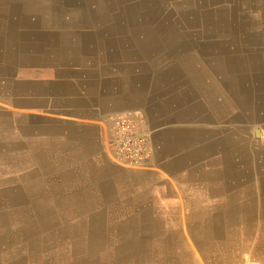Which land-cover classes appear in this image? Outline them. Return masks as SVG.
<instances>
[{
  "label": "crops",
  "instance_id": "crops-1",
  "mask_svg": "<svg viewBox=\"0 0 264 264\" xmlns=\"http://www.w3.org/2000/svg\"><path fill=\"white\" fill-rule=\"evenodd\" d=\"M252 1L236 9L262 17L261 39L241 47L254 51L232 55L231 80L216 72L200 84L153 74L164 66L153 45L92 47L96 57H71L76 68L23 56L11 36L18 7L0 16L12 41L0 42V264H198L220 250L222 264H264V73L254 69L264 72V0ZM212 80L231 96L228 121L202 108L191 121L196 86ZM224 103L215 96L218 111ZM116 114L149 133L145 168L106 155Z\"/></svg>",
  "mask_w": 264,
  "mask_h": 264
},
{
  "label": "rangeland",
  "instance_id": "rangeland-1",
  "mask_svg": "<svg viewBox=\"0 0 264 264\" xmlns=\"http://www.w3.org/2000/svg\"><path fill=\"white\" fill-rule=\"evenodd\" d=\"M119 1L118 0H108L107 2L109 4L111 3L113 7H109V6L104 7L105 5L104 3H106V1L104 2L102 0H65L64 5H63L64 7L70 8V7H77L78 5H79L78 8L81 7V10H83V14L80 16L81 18H78L79 20H76V21L72 19H68L65 25H60L59 21L64 20L65 17H68V16H66L63 13L61 14L60 11H54V13L58 15L57 16L58 18L55 19L51 23V26H48L46 28L53 27L54 32H56L58 28H63L61 31V37H63L64 39H70L73 42H75L76 40H79L81 36L83 38H86L87 40L84 42V46H89V47H87L88 49L83 48V52H87L89 50L91 51L93 49L92 47H99L102 52L104 51L109 52L110 50H112V48L118 47V46H121V48L129 49L131 48V46L128 44L130 43V40H133V39L137 40V45L156 46L155 51L157 52L158 58H155V59L158 62H160V64L164 65V66L158 67V69L156 70L158 72H161V70L164 69L163 71L171 73L167 71L168 69L167 67H169L168 65H171L173 58H182V57L195 54L193 58L198 59V58L204 57L205 59H207V63L205 62V65L208 66L210 72L214 74L216 72H219V73L223 72L222 74L226 76L225 78H228L230 80L231 78H233L232 73L234 69L236 70V67H232L230 65V63H233L232 55L234 53H242V52L246 53L247 51L253 52L254 50L241 49V47L243 45H246L247 41L255 42V40L258 39V36L260 37L262 35L261 33H258L254 29L257 25L259 26V24H261L262 17L255 16V20L251 27L242 26L239 24L237 13H236L238 11L235 8L238 0H147L148 4H146L147 6L146 8L149 11H148V14H145V15L148 16V19H151L153 24L156 23L157 21L161 23L165 19L166 22H168L172 26L171 31H170V28L169 29L167 28L166 30L158 31L157 33L150 32V31L144 32V31L138 30L137 27L135 26L137 24L135 22H143L144 20L142 13L137 9L136 0H119ZM51 2L56 3V0H51ZM94 2L97 5L103 6L101 7L103 8V10L101 8L97 9V7L93 8ZM38 3L40 6V2ZM38 3L33 4V2H30V5L38 6ZM240 3L243 4L244 8L247 7V4L245 3V1H242ZM17 4L19 6H18V10L15 13V17L13 19V30L12 31H18L21 28V31L28 33V36L23 37V38H21L22 37L21 36L19 38L15 34H12L11 36L16 38L13 41L17 42L15 45H18L20 43L23 44V46L25 47L23 49V56H26V57L38 56V55H33L32 53H39V50L33 51L30 48V52H28L29 50L28 47H29L30 42L36 40L37 38L46 39L44 35H38V32L43 33L46 28H42V29L32 28L34 24L29 23V19L26 18V16L33 18L32 15L36 17L46 16V15L42 14L40 11H36V9L38 8L31 10L32 14L31 12L24 13L21 9L23 7L22 1L17 0ZM126 7L127 9L129 8L128 10L129 17H133L134 22L131 23L132 25H127L128 20H124V18L122 17V13L120 9H126ZM107 8L111 9L112 13L117 11L116 13L119 16H113L111 18H106L105 21L101 23L98 22L97 23L98 25L96 26L95 25V21H96L95 15L99 16L98 14L103 11L104 13H106V15L104 16H108L109 12H107L108 11ZM170 10L171 12L167 13ZM216 12L220 16V20H221L220 22L221 27H218L219 33L214 31L216 29V26H215L216 17H217ZM74 16H79V15L74 14ZM166 16H168V18ZM247 17L250 18L251 15H248ZM86 19L88 20L87 22H86ZM6 24L7 23L5 22L1 24L2 26L0 27V35L4 37L3 39L4 43H8V42L12 43V41L9 39L10 33H7V32H10L11 28L8 30V28L5 26ZM83 24H85L83 28L78 29V25L82 27ZM28 27L30 29H28ZM6 33H7V36H6L7 39L5 37ZM126 33L129 36H127ZM31 34L34 35L35 37H33ZM95 34L101 35L100 37L104 38L103 41H101L102 45L101 44L100 46L94 45V42L97 40L95 38L96 37ZM139 34L145 37L144 38L139 37ZM90 35H92V37L95 38L94 41H92V38H88V36ZM150 35L152 37H150ZM215 36H218V38H215ZM159 37L164 38L163 40H165V42L161 39H158ZM108 39H111L112 41ZM138 40L139 41L141 40V42L139 43ZM175 41L178 43H176ZM55 43L56 42L51 41L50 45L48 46L45 52V55L47 57H50L49 52L52 50L51 47H53ZM123 44L125 45L123 46ZM103 45L105 47H103ZM31 47L34 48L32 45ZM163 50H166V51H163ZM68 67L76 68L77 65L71 64ZM260 68L262 70L263 67H260ZM174 72L175 70L173 71V73ZM163 73H160L159 75ZM176 73L177 72H175V74ZM180 74H183V73H180ZM248 75L247 74L242 75V79L247 78ZM195 78L197 80L198 77H195ZM187 79H189L191 82L193 78L192 77L189 78L187 75ZM230 80L223 81V82L224 84L226 83L227 85H229L231 83ZM191 83H195V79H193V82ZM197 92L199 91H196L195 105H192L191 107L195 109L196 111L202 107L201 104H199L200 102H198V100L201 98ZM214 116L215 114L213 116H210L211 119H214ZM225 116L226 114H224V117L222 120L224 122H227L228 114L226 117ZM200 118L202 119L203 117L201 115H197L196 113L193 117L190 118V120L196 122ZM263 230H264V227H263ZM194 252L197 253V251H194ZM221 255H223V252H221L220 250V253L216 255H210L208 257L196 255L194 256V258L198 264H222V259L224 258ZM248 260H247V263L252 262L250 264H257V261H258L257 258L256 259L250 258V261ZM227 264H231V263L229 262ZM238 264H243V262L240 261L238 262Z\"/></svg>",
  "mask_w": 264,
  "mask_h": 264
},
{
  "label": "bare ground",
  "instance_id": "bare-ground-1",
  "mask_svg": "<svg viewBox=\"0 0 264 264\" xmlns=\"http://www.w3.org/2000/svg\"><path fill=\"white\" fill-rule=\"evenodd\" d=\"M19 1H22V11L25 13V12H31V10L35 9V8H38L36 9V11H40L42 14H45L46 16H39V17H36L34 15L33 18H30V17H27L29 19V23L31 24H34L32 26V28L34 29H42V28H46L48 26H51V23L57 19L58 15L54 13V11H60V13L62 14H65L66 16L68 17H65L64 20H61L59 21L60 25H65L66 21L68 19H72L74 21L76 20H79L78 18H81L80 16L83 14V10H81V7L78 8L77 7H64V1L65 0H56V3H52L51 0H19ZM102 1H106V3H104V7H113V5L110 3H108L107 1L108 0H102ZM119 1V0H118ZM137 2V9L142 13L143 15V22H135L137 23L135 26L137 27L138 30H141V31H150V32H155L157 33L158 31H163V30H166L167 28L169 29L170 28V31L172 30V26L166 22V20L164 19V21H162L161 23H159L158 21L156 23H152V20L151 19H148V16H146L145 14H148V9L146 8V4H148V1L147 0H136ZM242 1H245V3L247 4V7H254V2L252 0H238V2L236 3V7L237 8V5L242 2ZM30 2H33V4L35 3H38L40 2V6H39V3H38V6H33V5H30ZM54 2V1H53ZM120 2V1H119ZM155 2V1H154ZM100 3V2H99ZM74 5V4H72ZM124 5V3H123ZM18 7L19 5L17 4V0H0V16L2 17L3 15H5L6 12H9L8 10L11 9L10 7ZM94 7H97L98 8H101L103 6H100V5H97L95 2H94V5H93V8ZM246 7V9H248ZM15 8V7H14ZM83 9V8H82ZM103 10V8H101ZM106 9V8H105ZM109 12L108 16H104L106 15V13H104L103 11L100 12L97 16H96V21H95V25L97 26L98 22H103L106 20V18H111L113 16H119L116 12L112 13L111 12V9L107 8ZM13 10V8H12ZM18 10V8H16L15 10V13L16 11ZM121 10V13H122V17L124 18V20H128L127 22V25H132L131 23L134 22L133 20V17H129V14H128V10L129 8L127 9H120ZM237 10V9H236ZM14 11V10H13ZM250 11V10H249ZM11 12V11H10ZM147 12V13H145ZM170 11H168L167 13H170ZM34 13V12H33ZM237 13V17H238V21H239V24L242 25V26H247V27H251L253 25V22L255 20V16H251L250 18H248L247 16L248 15H243V14H239L238 12ZM11 14V13H10ZM32 14V12H31ZM74 14H78L79 16H74ZM48 15V16H47ZM169 16V15H168ZM168 16H166L168 18ZM216 29L214 30L215 32L219 33L218 32V27H221L220 26V16L217 14L216 12ZM1 17H0V27L2 26L1 24L4 23V21L1 20ZM101 17V18H100ZM88 18V17H87ZM6 20V19H5ZM88 20L86 19V22ZM259 24V23H257ZM85 24L81 26L78 25V29H82L83 26ZM254 28V27H252ZM28 29H30L28 27ZM63 28H58L56 32L53 31V27H49V28H46L44 30V32H38V35H44L46 37V39L44 38H37L36 40L34 41H31L30 44H29V47L33 50V51H37L39 50V53L40 55H38L39 57L41 56V59H44L42 57V55H45V52L48 48V46L50 45L51 41H54L56 42L53 47H51V51L49 52V55L50 57L52 58V60L55 62V61H58V62H63V64L65 66H69L71 64V61H73V59H78L76 57H93L91 56L92 54H87L86 52H83V48L85 49H88L86 46H84V42L87 40L86 38H80L79 40H76L75 42H73L72 40L70 39H64L63 37H61V31H62ZM249 29V28H248ZM247 29V30H248ZM11 30V29H10ZM95 30V29H94ZM254 31V30H253ZM9 33V32H7ZM140 33V32H139ZM12 34H15L17 37H21L22 36V31H21V28L18 30V31H12L11 32V35ZM173 34V33H172ZM53 35V36H52ZM96 35V41L94 42V45L95 46H100V44L102 45L101 41H103L104 38L100 37L101 35ZM127 36H129L127 33H126ZM110 37V36H109ZM139 37H142L144 38L143 36H141L139 34ZM150 37H152L150 35ZM171 37V36H170ZM218 37V36H217ZM250 37V35H249ZM4 37H2L0 35V42H3L4 43ZM155 39V38H154ZM158 39H161L163 40L164 38H158ZM179 39V38H178ZM108 40H111V39H108ZM115 40V39H114ZM112 41V40H111ZM151 41V40H150ZM165 42V40H163ZM172 41V40H171ZM215 41V40H214ZM138 42L140 43L141 40ZM176 42V41H175ZM155 43V42H154ZM173 43V42H172ZM178 43V42H176ZM5 44V43H4ZM117 44V43H115ZM135 45L137 44V40L133 39V40H130V43L128 45ZM147 44V43H146ZM174 44V43H173ZM182 44V43H181ZM21 48L23 46V44H18ZM31 45L34 47L32 48ZM175 45V44H174ZM2 45H0L1 47ZM124 46V45H123ZM136 46V45H135ZM141 46V45H140ZM180 46V45H179ZM103 47H105L103 45ZM160 47V46H159ZM40 48V49H38ZM73 48H76L77 52L75 54H71V50ZM102 48V47H101ZM16 49V48H15ZM18 49V48H17ZM182 49V48H181ZM19 51V50H17ZM163 51H166V50H163ZM224 51V50H223ZM177 52V51H176ZM194 52V51H193ZM175 53V52H174ZM96 54V53H95ZM98 54V53H97ZM181 54V53H180ZM194 54V53H193ZM37 55V54H36ZM179 55V54H178ZM209 55V54H208ZM36 56V57H38ZM177 56V55H175ZM195 56L194 55H189V56H186V57H182V58H173L172 62H171V65H168L169 67H167V71L173 73V71L175 70V72H177L178 74L180 73H185L188 75V77H192L193 79H195V83L196 84H200L199 81H196V78L195 77H201L202 75H211L213 74L212 72L209 71V68L207 65H205V62L207 63V59H205L204 57L203 58H193ZM66 57H69V58H66ZM73 57V59L71 58ZM173 57V56H172ZM206 57V56H205ZM35 58V57H34ZM207 58V57H206ZM39 59V58H38ZM83 59V58H82ZM256 59V58H255ZM262 59V58H261ZM45 60L46 59V56H45ZM79 60V59H78ZM182 60V61H180ZM233 61V60H232ZM261 61V60H260ZM237 62V61H235ZM257 63H255V66H254V69H258V72L259 74L258 75H263V71L261 70L260 67H263V64L259 61H256ZM239 64V63H238ZM253 63H251L250 65H252ZM230 65L232 67H236V65L234 64V61L233 63H230ZM261 65V66H260ZM161 68V67H160ZM178 68V69H176ZM164 70V69H163ZM161 70V72H154L153 74L157 73L158 75L160 73H163V72H166V71H163ZM254 70V71H255ZM253 73H256V71ZM174 72V73H175ZM176 73V74H177ZM198 75V76H197ZM200 75V76H199ZM251 75V74H250ZM125 76V75H124ZM253 76H251L252 78ZM264 77V76H263ZM234 78V77H233ZM193 79L191 80V82H193ZM246 79V78H245ZM258 79V78H257ZM241 80L243 81L242 79V76H241ZM252 80V79H251ZM255 81V80H254ZM195 83H192V84H195ZM208 86H205L207 87V89L205 90L204 88H200L199 85H197L196 87H199L198 90H200L199 92H197L199 95H200V98L201 100H205L204 102H206V105L203 104V106L201 107L202 109H206L208 110V114H206V117H210V116H214V119H220L222 120L223 117H224V114H226L227 116V113L228 112V108L230 107V100H231V96L229 95V93H224L223 91H219L218 90V87H219V83L218 82H215V81H211V82H207ZM221 85V84H220ZM195 87V86H194ZM203 87V86H201ZM224 87V85H223ZM230 92V91H229ZM215 96H217V99L218 98H222V101L225 102L223 104V107H222V110L221 111H218L215 104H214V99H215ZM256 104V103H255ZM257 105V104H256ZM192 107V106H191ZM190 107V112L188 114L187 117L191 118L193 117L196 113H198L195 109L191 108ZM219 107V106H218ZM201 111V110H200ZM263 113V112H262ZM213 114V115H212ZM197 115H201L203 117V114H197ZM225 116V117H226ZM211 118V117H210ZM217 121V120H216ZM228 121V120H227ZM254 131V130H253ZM255 134L258 135L259 134V129H255ZM223 136L225 138H227L228 134L227 133H223ZM251 146V145H250ZM242 208V207H241ZM24 249V248H23Z\"/></svg>",
  "mask_w": 264,
  "mask_h": 264
},
{
  "label": "built area",
  "instance_id": "built-area-1",
  "mask_svg": "<svg viewBox=\"0 0 264 264\" xmlns=\"http://www.w3.org/2000/svg\"><path fill=\"white\" fill-rule=\"evenodd\" d=\"M109 120L104 148L110 161L125 168H145L152 154L147 130L128 114H116Z\"/></svg>",
  "mask_w": 264,
  "mask_h": 264
}]
</instances>
